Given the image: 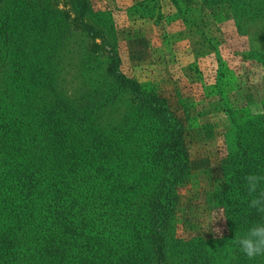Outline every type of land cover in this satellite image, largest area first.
<instances>
[{
	"label": "rangeland",
	"instance_id": "obj_1",
	"mask_svg": "<svg viewBox=\"0 0 264 264\" xmlns=\"http://www.w3.org/2000/svg\"><path fill=\"white\" fill-rule=\"evenodd\" d=\"M154 96L182 118L189 175L163 243L136 245L115 205L158 143ZM249 174L264 176V0H0V264L45 207L64 263L264 264L233 242L261 218Z\"/></svg>",
	"mask_w": 264,
	"mask_h": 264
},
{
	"label": "trees",
	"instance_id": "obj_2",
	"mask_svg": "<svg viewBox=\"0 0 264 264\" xmlns=\"http://www.w3.org/2000/svg\"><path fill=\"white\" fill-rule=\"evenodd\" d=\"M133 86L135 88L136 84L133 83ZM146 103V110H153L162 116L163 120L157 122V126H160L157 131L159 140L155 146L148 148L149 156L143 163L140 176L129 180L130 193L125 191L126 194H120L115 205L118 217H128V221L139 225L138 229L127 230L126 236V240L130 239L136 245L143 241V238L151 239L154 243H163L165 230L170 225L177 202V189L189 175L188 150L182 118L169 113L164 101L158 97L155 99L154 96ZM46 187L49 195L45 198V203H50L51 188L55 186L46 183ZM133 211V216L129 217ZM28 226L22 243L10 254L3 251L5 255L3 264H77L69 259L64 263L52 256L56 255L59 258L58 254L69 252L62 249L57 254L51 253L55 244L49 207L40 209ZM145 230H148V235L142 237ZM70 234L64 229L61 230V239H67ZM77 246L87 248V243L82 241ZM19 251H23L26 257H19ZM93 261L94 264H104L101 259ZM79 263L86 262L80 259Z\"/></svg>",
	"mask_w": 264,
	"mask_h": 264
},
{
	"label": "clouds",
	"instance_id": "obj_3",
	"mask_svg": "<svg viewBox=\"0 0 264 264\" xmlns=\"http://www.w3.org/2000/svg\"><path fill=\"white\" fill-rule=\"evenodd\" d=\"M264 176L249 174L246 176V187L251 197L248 206L261 214V218L254 221L247 228L243 235H238L234 239V244L249 259L264 256V188L261 183Z\"/></svg>",
	"mask_w": 264,
	"mask_h": 264
}]
</instances>
